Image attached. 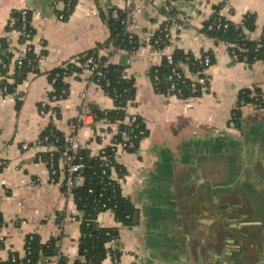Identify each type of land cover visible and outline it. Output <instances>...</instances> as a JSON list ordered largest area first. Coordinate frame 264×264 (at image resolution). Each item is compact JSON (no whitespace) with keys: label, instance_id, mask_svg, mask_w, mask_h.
Returning <instances> with one entry per match:
<instances>
[{"label":"crops","instance_id":"0c3cea01","mask_svg":"<svg viewBox=\"0 0 264 264\" xmlns=\"http://www.w3.org/2000/svg\"><path fill=\"white\" fill-rule=\"evenodd\" d=\"M55 1L0 0V34L14 12L29 11L34 30L29 43L39 71L28 72L13 93L0 95V262L13 253L23 257L28 235L36 234L42 242L58 237L60 252L68 264H75L82 212L61 187L50 183L46 161H39L31 147L50 125L65 137L76 134L81 148L92 156L112 140L102 135L106 125L88 113V105L111 110L115 102L90 72L66 78L68 96L53 103L47 102L53 91L48 72L106 42L110 29L100 13L123 9L125 0H77L64 19L58 17ZM136 6L128 30L139 47L130 53L111 46L101 53L113 51L110 62L123 68L125 79L133 80L134 96L124 122L137 116L145 129L136 150L118 151L116 162L126 174L111 171L138 217L134 222L133 215V225L127 226L112 212L99 215L101 226L117 228L122 251L119 262L107 255L101 264H235L229 257L231 239L245 247L236 262L264 264V59L242 61L226 42L204 30L214 10L238 25L252 15L255 27L250 37L259 39L264 34V0H136ZM167 21L171 39L164 48L154 49L153 40ZM5 39L18 50L24 47L16 33ZM176 50L195 58L213 55L209 86L198 95L182 99L158 91L151 78V69ZM180 68L191 71L187 63ZM14 71L10 64V83ZM244 89L251 90V96L259 89L261 108L253 103L239 106ZM45 102L49 110L43 111L40 105ZM237 108L242 120L232 128L229 123ZM82 112L88 115L84 124L79 122ZM25 143L31 147L23 149ZM50 149L55 148L41 150ZM57 163L58 179L63 181V158ZM75 184L82 185L83 178H76ZM73 216L77 219L71 220ZM236 225L242 237L233 232Z\"/></svg>","mask_w":264,"mask_h":264},{"label":"trees","instance_id":"16d2710c","mask_svg":"<svg viewBox=\"0 0 264 264\" xmlns=\"http://www.w3.org/2000/svg\"><path fill=\"white\" fill-rule=\"evenodd\" d=\"M77 0H74L73 6ZM113 10H117L118 17H113ZM218 10V9H217ZM101 18L108 24L110 29V37L104 42L100 43L94 48L78 54L71 60H68L53 70L48 72L50 83L53 86V91L50 96L56 95L57 98H65L69 94V83L66 78L74 76L79 78L84 69L82 64L87 61L88 58H92L91 65H95L91 79L99 84L109 96L113 98L115 102V108L111 110H102L93 104H89V111L95 115L96 120H102L104 118L111 122H118L121 130L127 131L130 135H137L134 138L136 144L135 148L128 149L134 151L139 145V141L144 136L139 134V129H144L143 122L138 118L136 124L139 127H135V123L129 124L126 119V108L128 102L133 100V89L134 83L132 79H125L123 75V68L118 64L110 62V55L113 51L108 54H102L101 50L104 48L113 47L114 51L125 50L128 52H134L139 47V41L137 37L127 29L123 20L126 19V13L122 9L110 8L108 12L101 11ZM12 17L17 19L15 24L16 29H20V13L19 11L14 12ZM215 17L220 18V21H216V25L210 28V24L214 21ZM31 16L28 15V22H30ZM228 24L225 28L224 25ZM221 24L220 27L218 25ZM29 26V25H28ZM255 27V17L247 15L243 24H234L230 20H227L223 16L213 15V17L207 22L204 27L206 33L217 41H224L228 44L229 50L235 51L238 55V59L244 61L247 57L246 62L249 64L254 63L257 60L264 59V34L259 39H252L250 33ZM10 28L7 26L6 30ZM33 36L34 30L31 26L28 27ZM156 37H162V32L156 34ZM3 48L7 47V40L0 38ZM168 43L167 39H164L160 44V49L164 48ZM233 44L234 47H230ZM2 48V49H3ZM213 55L210 54L212 62L214 61ZM0 57L3 58L4 63L8 66L5 68L0 65V89L5 87L7 90L5 94L13 93L15 87L22 83L26 78L28 72L38 71V57L33 50L27 53V58L32 59V64H28L25 59L23 65L16 67L13 78L14 82L10 83L6 79L9 73V64L11 54L5 50L0 49ZM187 63L192 72L202 71L204 68L199 61L191 54L185 53L182 50H176L173 54V63L169 64L166 58H164L160 66L153 67L150 75L154 80L155 77L158 79L157 89L163 92H172V83L169 80V75H174L173 69L181 70L180 64ZM6 64V65H7ZM64 90V92H63ZM183 95L182 97L188 98L192 95L189 92L188 82L182 83ZM256 94L260 91L255 90ZM252 91L244 89L240 92L239 101L245 100V104L254 103V96H251ZM239 106H243L239 104ZM41 110H49V106H41ZM59 112V111H58ZM234 121L236 126L241 124V110L237 108L234 112ZM78 124L77 120L75 121ZM145 130V129H144ZM48 136L46 146H52L55 148V162L56 169H58V160L63 157L64 154L69 153L68 144L66 138L62 132L57 130L53 125H50L43 133L42 136ZM117 141L121 140V135H118ZM106 155L112 158L111 164H105L104 160L100 156H92L88 149L81 148L78 151V156L82 158L85 163V168L82 172L83 184L78 185L73 189V200L76 203L77 209L82 212L81 220V236L79 238V258L75 261V264H101L106 258L108 250L112 248L107 246L109 241L115 240V248L113 250L119 252L117 246L118 230L116 227L101 226L99 223V215L102 212L111 211L115 219L123 225H133V215L137 210L132 202L122 194L120 183L111 177V171L115 168L119 175L124 176L126 170L121 167L114 159L115 148L111 146L106 147ZM43 158L47 161L49 158L48 153L43 154ZM0 167V171H1ZM106 171L104 174L103 171ZM58 177V173H57ZM64 190V189H62ZM3 225V218L0 212V228ZM120 253V252H119ZM60 256L57 264H68V259L65 255L60 252L59 238L51 237L46 242H42L40 237L36 234L28 235L25 243V255L21 257L19 253H13L11 258L7 261H1L0 264H46L47 261L52 258Z\"/></svg>","mask_w":264,"mask_h":264},{"label":"built area","instance_id":"2783aa9c","mask_svg":"<svg viewBox=\"0 0 264 264\" xmlns=\"http://www.w3.org/2000/svg\"><path fill=\"white\" fill-rule=\"evenodd\" d=\"M73 2L74 0H56L55 1V7L60 8L58 11V17L60 19L66 18L70 14L73 8ZM126 13V19L123 20V23L126 24L127 29H129L134 13L136 10H138V7L136 6V0H125L124 7L122 9ZM20 13V22H21V27L20 29L15 28V24L17 22V19L14 17H11L8 21L7 26L10 28L9 30H6L4 34H0V38L5 39L7 34L10 33H16L19 36V41L21 44H23V49H16L12 46L10 41H7V47L3 48L4 43L0 41V49L5 50L7 53L11 54L10 57V64L14 65V68L20 67L23 65L24 60H27L28 64H32V59L27 58V53L32 50V47L30 45V40L32 39V34L31 31L28 30V27L30 26V22H28V15L30 14L27 9H23L19 11ZM214 15L220 16L219 12L213 11ZM113 17H118V12L117 10H113L112 12ZM222 16V15H221ZM216 21L219 22L220 18L215 17L214 21L212 24H210V28L216 25ZM243 22L241 23V25ZM29 25V26H28ZM221 24L218 25L220 27ZM225 28L228 27V24L226 23L224 25ZM129 31V30H128ZM130 32V31H129ZM163 34L162 37H156L153 40V48L154 49H160V44L164 39H167L168 42L171 39V23L167 21L165 23L164 28L161 30ZM130 35L132 36V33L130 32ZM168 45V43L166 44ZM165 45V46H166ZM230 47H234L233 44L230 45ZM3 48V49H2ZM232 55L238 58V55L236 54L235 51L231 52ZM199 63L203 66L202 71H197V72H184L183 70H176L173 69L174 75H169V80L172 83V93L176 95L179 98H182L183 95V90H182V83L188 82L189 86V92L194 95L197 93L202 92L203 90L207 89L209 86L210 79L208 77L207 71L209 67L212 64V60L209 54H204L200 57L196 58ZM166 60L168 61L169 64L173 63V55L172 54H167L166 55ZM247 60V57L244 58V61ZM92 58H88L86 62L82 64V67L84 69V72H90V74H93V70L95 68V65H91L92 63ZM3 61V58L0 57V65H2L3 68L8 66V64ZM9 64V68H10ZM154 84L157 87L158 79L157 77L154 78ZM6 88L3 87L0 90V95H4L6 92ZM105 91V90H104ZM64 92V90H63ZM106 92V91H105ZM106 94L109 96L108 92ZM61 99V98H60ZM59 98H57L56 95L50 96L49 100L47 102H57ZM47 102L43 103V107L47 106ZM262 97L261 95L255 94L254 95V103L257 108L262 107ZM239 104L245 105V100L241 99ZM90 115H92L95 119V115L92 112H88ZM86 112H82L79 117V122L80 124H84L86 122ZM105 123V129L102 133L103 136L106 135H111L112 140L109 146L112 148H115V153H114V159L117 161L118 157V151L119 150H125L129 151L128 149L135 148L136 144L134 142V138L137 137V135H130L127 131L121 130L119 127L118 122H111L110 120L104 118L102 119ZM138 120L137 116H131L128 120L129 124L135 123V127L138 128L139 124H136V121ZM118 124V125H117ZM229 126L234 128L236 126V122L234 119H232L229 123ZM144 129H139V134H143ZM121 135V140L117 141V136ZM48 136H43L40 137L33 145L32 147L29 146V144L25 143L22 145L23 149H28L29 147L33 148L37 152V157L39 161H44L45 159L43 158L44 152L41 150L43 147H45V142H47ZM67 144H68V151L69 153H66L63 155V161L65 165V178L63 181H60L57 177L58 170L56 169V162H55V155H54V150L55 149H50L47 151L49 158L46 161L48 168L50 170V183L56 186L61 187L63 190V194L67 198H73L74 193L73 189L76 187L75 180L76 178H81L82 177V172L85 168V163L82 161V158L78 156V151L81 149V145L79 142V139L76 134H71L66 138ZM52 147V146H51ZM107 147V146H106ZM106 147L102 148L101 151L96 155L100 156L102 160H104L105 164H111L112 163V158L109 157V155H106ZM2 165V164H1ZM104 174L106 171H103ZM107 212V211H106ZM111 212V211H109ZM65 218V217H64ZM71 220H76V217H71ZM115 240L109 241L107 246L111 247V249L108 250V256L112 258V260L117 263L120 260V256L122 251L119 249V252H116L113 250V247L115 248ZM60 256H56L52 258L51 260L47 261L46 264H57Z\"/></svg>","mask_w":264,"mask_h":264},{"label":"flooded vegetation","instance_id":"af4514ba","mask_svg":"<svg viewBox=\"0 0 264 264\" xmlns=\"http://www.w3.org/2000/svg\"><path fill=\"white\" fill-rule=\"evenodd\" d=\"M230 202H233L232 200L230 201ZM237 203H238V201H235L233 204H232V206L233 205H237ZM233 208H234V211H235V207L233 206ZM242 213V212H241ZM243 214V213H242ZM247 216L249 215V213H247L246 214ZM231 224V223H230ZM234 229H233V232L234 233H236L237 234V236L239 235V237H242V233H240V232H238V230L236 229V228H238V229H240V227H238L237 225L236 226H234L233 227ZM241 230V229H240ZM235 234V235H236ZM231 240H233V242H232V248H230V251H231V256H229L230 258H232V261L233 262H235V264H239L238 262H236L237 260H239V259H241V258H239V256H240V253H245V247L243 246V244H240V242L239 241H236L235 239H231ZM231 240H229V242L231 241ZM237 246V247H236Z\"/></svg>","mask_w":264,"mask_h":264},{"label":"water","instance_id":"95a60500","mask_svg":"<svg viewBox=\"0 0 264 264\" xmlns=\"http://www.w3.org/2000/svg\"><path fill=\"white\" fill-rule=\"evenodd\" d=\"M137 217H138V213H137V212H135V213H134V222H136V220H137Z\"/></svg>","mask_w":264,"mask_h":264},{"label":"rangeland","instance_id":"374dc122","mask_svg":"<svg viewBox=\"0 0 264 264\" xmlns=\"http://www.w3.org/2000/svg\"><path fill=\"white\" fill-rule=\"evenodd\" d=\"M248 219H250L248 216H246Z\"/></svg>","mask_w":264,"mask_h":264}]
</instances>
